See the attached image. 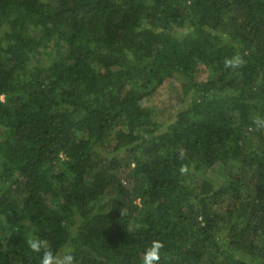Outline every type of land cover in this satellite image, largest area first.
<instances>
[{
    "label": "trees",
    "instance_id": "trees-1",
    "mask_svg": "<svg viewBox=\"0 0 264 264\" xmlns=\"http://www.w3.org/2000/svg\"><path fill=\"white\" fill-rule=\"evenodd\" d=\"M0 95V264H264V0H0Z\"/></svg>",
    "mask_w": 264,
    "mask_h": 264
},
{
    "label": "clouds",
    "instance_id": "clouds-1",
    "mask_svg": "<svg viewBox=\"0 0 264 264\" xmlns=\"http://www.w3.org/2000/svg\"><path fill=\"white\" fill-rule=\"evenodd\" d=\"M224 64L226 68L236 70L242 66L243 60L239 55H235L230 59H226ZM4 101L5 97L0 95V103ZM253 124L257 128H264V117H254ZM27 244L29 249L34 253H39L42 249L47 247L46 241L40 240L35 236H30L27 240ZM161 248L162 244L160 242L153 241L151 246L147 247L144 251L143 264H159ZM73 261L74 257L70 250H66L62 259L50 251H44L40 264H73Z\"/></svg>",
    "mask_w": 264,
    "mask_h": 264
},
{
    "label": "rangeland",
    "instance_id": "rangeland-1",
    "mask_svg": "<svg viewBox=\"0 0 264 264\" xmlns=\"http://www.w3.org/2000/svg\"><path fill=\"white\" fill-rule=\"evenodd\" d=\"M179 95L180 94L174 88L163 89L162 95L156 96L157 98L153 99V101L150 104H154L157 106L161 105L163 107L167 106L170 108V110H175V108L178 106L177 101H178ZM169 114H170V112H166L164 115L158 117L157 119L159 121H164V120L168 119L166 117H168Z\"/></svg>",
    "mask_w": 264,
    "mask_h": 264
}]
</instances>
